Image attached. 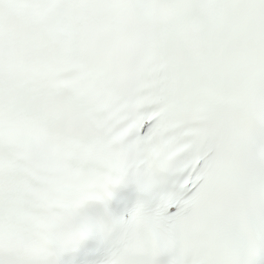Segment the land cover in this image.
Masks as SVG:
<instances>
[{
    "label": "snow or ice",
    "instance_id": "snow-or-ice-1",
    "mask_svg": "<svg viewBox=\"0 0 264 264\" xmlns=\"http://www.w3.org/2000/svg\"><path fill=\"white\" fill-rule=\"evenodd\" d=\"M0 264H264V0H0Z\"/></svg>",
    "mask_w": 264,
    "mask_h": 264
}]
</instances>
